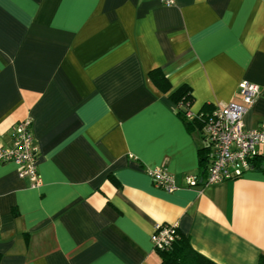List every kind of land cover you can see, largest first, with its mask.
<instances>
[{
	"label": "crops",
	"instance_id": "obj_1",
	"mask_svg": "<svg viewBox=\"0 0 264 264\" xmlns=\"http://www.w3.org/2000/svg\"><path fill=\"white\" fill-rule=\"evenodd\" d=\"M242 80L261 88L243 116L253 128L264 0H0V144L30 117L42 178L32 187L0 162V264H161L156 223L217 264H256L264 170L188 186L202 175V129L171 97L187 86L188 115L210 112L240 102ZM157 167L175 190L154 186Z\"/></svg>",
	"mask_w": 264,
	"mask_h": 264
},
{
	"label": "built area",
	"instance_id": "obj_2",
	"mask_svg": "<svg viewBox=\"0 0 264 264\" xmlns=\"http://www.w3.org/2000/svg\"><path fill=\"white\" fill-rule=\"evenodd\" d=\"M165 6H173L175 0H158ZM240 102L216 103L202 126V145L208 158L203 175L188 174V186L209 185L241 177L251 166V159L264 144V121L247 128L243 116L258 98L261 88L249 80L238 86ZM32 119L16 121L10 131L11 144H0V162H13L18 166L19 177L29 179L32 187L41 185L37 169L38 146L31 130ZM155 187L171 192L177 188L174 177L163 167L149 171ZM177 235L174 223H156L151 234L153 248L166 249Z\"/></svg>",
	"mask_w": 264,
	"mask_h": 264
},
{
	"label": "trees",
	"instance_id": "obj_3",
	"mask_svg": "<svg viewBox=\"0 0 264 264\" xmlns=\"http://www.w3.org/2000/svg\"><path fill=\"white\" fill-rule=\"evenodd\" d=\"M156 71H153L155 73ZM152 79L162 87V77L159 74H153ZM171 97L177 102L178 113L187 120V124L191 127H198L200 132L207 115L211 112L200 111L197 114L188 115V108L191 103V92L187 86H181L176 91L171 93ZM211 108V107H210ZM202 132V131H201ZM200 152V167L202 175L205 172V167L208 161L206 148L203 145L199 147ZM251 166L264 170V154L257 152L251 159ZM161 255V264H217L197 252L189 243V239L180 236L177 230V235L171 245L166 249H156ZM256 264H264V254H260Z\"/></svg>",
	"mask_w": 264,
	"mask_h": 264
}]
</instances>
